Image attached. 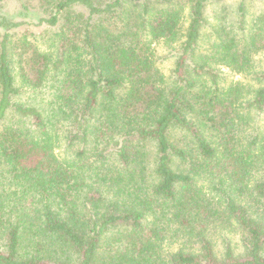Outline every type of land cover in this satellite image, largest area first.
Instances as JSON below:
<instances>
[{
  "label": "trees",
  "instance_id": "1",
  "mask_svg": "<svg viewBox=\"0 0 264 264\" xmlns=\"http://www.w3.org/2000/svg\"><path fill=\"white\" fill-rule=\"evenodd\" d=\"M224 1L0 0V264H264V0Z\"/></svg>",
  "mask_w": 264,
  "mask_h": 264
},
{
  "label": "rangeland",
  "instance_id": "2",
  "mask_svg": "<svg viewBox=\"0 0 264 264\" xmlns=\"http://www.w3.org/2000/svg\"><path fill=\"white\" fill-rule=\"evenodd\" d=\"M235 2H236L235 0H226L218 5H213V6L210 5L209 7H207L206 17L209 18V20H211L212 18H214L213 16L216 15V12L220 10L224 12L223 15L226 16L225 20L228 23L231 22L235 26L238 20ZM262 10H264V6H262L258 2H251V4L248 7V15L246 22H248L249 24L253 16L261 14ZM32 29L35 31L40 30L38 27H33ZM22 30H24V28ZM175 53H176L175 50H171L162 43L155 45V54L158 58V64L161 69V72L164 73L165 75H168L171 71V68L175 60ZM253 60L256 69L264 68V52L257 53L253 57ZM228 77H231V75L229 74ZM235 79H242V75L240 76L236 75ZM258 118L259 120H261V122H264V112L261 115H259Z\"/></svg>",
  "mask_w": 264,
  "mask_h": 264
}]
</instances>
